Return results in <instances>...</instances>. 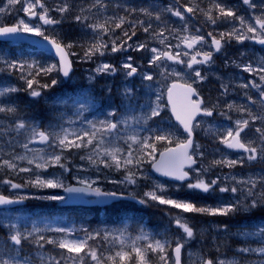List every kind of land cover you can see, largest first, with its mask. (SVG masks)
I'll return each instance as SVG.
<instances>
[{"label":"snow or ice","instance_id":"obj_1","mask_svg":"<svg viewBox=\"0 0 264 264\" xmlns=\"http://www.w3.org/2000/svg\"><path fill=\"white\" fill-rule=\"evenodd\" d=\"M5 14H15L12 23H0L5 43L39 37L33 43L55 62L39 59L44 52L12 56L0 48V75L7 77L0 79V188L16 190L10 195L0 191V205L89 198L127 218L135 210L128 202L134 201L145 208L163 206L168 223L162 232L139 223L134 234L126 222L62 227L63 221H32L5 210L0 212V226L6 229L0 264H264V218L253 222L256 213H264V55L227 53L233 43L264 46V0H241L240 6L208 0L206 7L198 0L164 6L127 0H84L80 5L75 0H6L0 7V15ZM66 21L77 26L79 37L66 41L56 32ZM137 53L142 54L139 60ZM217 54L224 57L225 68H239L254 78L235 83L231 76L214 73ZM113 56L121 59H105ZM73 57L94 65L86 83L49 102L46 93L72 79ZM117 75L122 79L115 94L108 83L97 86L100 79ZM210 77L219 84L215 99L200 91ZM178 88L179 107L174 98ZM237 89L244 90L247 103L228 98ZM20 94L30 98L28 104ZM165 95L167 103L162 102ZM40 100L48 112L30 113L27 109ZM169 108L172 116L166 115ZM220 118L229 125L218 124ZM198 135L210 143H200ZM158 145L163 146L159 159ZM146 165L168 182L154 179ZM254 165H260L258 172L235 174ZM116 173L119 178H113ZM27 188L61 189L65 195L19 191ZM182 189L212 197L213 203L172 194ZM195 217L210 219L196 223ZM205 238L214 254L187 251ZM233 240L236 247L229 243Z\"/></svg>","mask_w":264,"mask_h":264},{"label":"rangeland","instance_id":"obj_2","mask_svg":"<svg viewBox=\"0 0 264 264\" xmlns=\"http://www.w3.org/2000/svg\"><path fill=\"white\" fill-rule=\"evenodd\" d=\"M200 1L201 0H198V2H200ZM229 1L230 0H227V3ZM235 1H236V4L237 3H239V4L241 3V0H235ZM127 2H129V3L133 4V5H139V6H147L148 4H150L152 2L159 3L161 6H164V5L168 4V3H165V0H127ZM172 2H173V0H171L169 3H172ZM5 3H6V0H2V3L0 5V7H2ZM48 3H49V1H48ZM207 3L208 2H205V6L204 7L207 6ZM109 14H111V13H109ZM6 19H7V14L0 15V23H3ZM171 22H174V23L178 24V18L171 17ZM196 26L199 27L200 25L197 24ZM69 28L70 27L67 28V26L65 24H63V26H61V27L56 29V32H59L62 36H64V38L66 40L67 39L68 40L75 39V38H77V37H79L81 35L79 29L77 28V26L75 24H74V28H77L78 31H75V33L74 32L71 33ZM65 29L69 30L68 31V33L70 34L69 36L66 35V31L67 30H65ZM211 29H212L211 27H205L202 30L207 32V31H210ZM50 34L54 35L55 33H51V30H50ZM138 36H139L140 39H144V37H143L144 35L139 33V32H138ZM245 46L247 47L246 49L243 48L240 45H237V44L233 43L231 48L237 47L238 51H246V52H249V53H255L257 56L264 55V53H260L257 49H255L253 47V45H251V41L245 42ZM74 51L78 52L79 49H75ZM227 53H228V55L233 56L228 51V48H227ZM140 55H142V54H140ZM136 57H137V55H136ZM73 58L75 59V64L77 66V69L74 72L72 79L70 80V82L67 85L72 87L73 93H74V90H79L81 84L86 83V81L84 80V77L87 75L88 69L91 68V67H94V65L91 64V63H81L75 57H73ZM107 58H108V60H110L113 63H117L121 59L120 56L106 57L105 59H107ZM140 58H137V59L139 60ZM214 59H215L216 63L212 67V71L214 73H216V74L224 76L225 78H227L228 76H231L235 83L247 82L248 80H251V79L254 78L252 75H250L248 73H242V70L239 69V68H237V71L233 70L234 67L225 68L224 67V57L222 55H220V54H217L214 57ZM0 79H7V77H4L3 75H0ZM121 79L122 78H121L120 75H117L114 78L100 79L97 82V86L100 87V86L104 85L105 83H108V84L113 86L114 94H115V89L121 85ZM215 81H216V79L214 77H210V79L201 86V89L209 90L210 93H211V90L213 89L212 83L215 82ZM12 82L15 83V80L12 79ZM135 82L138 85L139 84V79L137 78V80ZM216 83H217L216 85H218V86H216L217 95L216 96H212L213 99H215L219 95V91H218L219 90V84H218L217 81H216ZM243 91L244 90L242 89V94L237 96L236 97L237 99L241 98V96H243ZM54 93H55L54 89H52V90H50L49 92L46 93V97L49 98V101H50V98H52V96L55 95ZM67 93L72 94L70 91H68ZM231 94H236L237 95L238 94V89L235 92L231 93ZM249 94L250 95H254V96L257 95L256 92L252 91V90L249 92ZM58 95H61V94L56 93V96H58ZM207 98H209V97L207 96ZM116 99H117V102H118V98H116ZM229 99H231V98H229ZM20 100H21L22 103L27 104L29 102L30 98L27 97L26 94H20ZM43 101L44 100H40L38 103H35V106H36L35 110L31 111L29 108L27 110L30 113L34 112L35 114H45V113H47L48 112V106L46 104L43 105ZM162 102L163 103H167L166 95L163 98ZM238 102L247 103V101L244 100V99H242V100H240ZM253 110L256 111L257 109L254 108ZM166 115H167V109H166ZM235 118H236V116L233 115V119H235ZM171 123L175 125V123H173L172 121H171ZM217 123L221 124L223 126H228L230 122L225 120V119H223V118H220L217 121ZM177 134L180 135L179 132ZM198 138H199L198 139L199 142L202 143V144L208 145L210 143L207 138L203 137V135H198ZM33 147H39V146L38 145H33ZM235 156H236V153H232V157L235 158ZM145 167H146V171L154 179H159L162 182H168L166 180H163V179H160L159 177H157L151 171V169H150V167L148 165H146ZM259 168H260V165H254V166H251V167H247L246 166L245 168H242V169L241 168L236 169L235 170V174H241L242 175V174H247V173H250V172H258ZM48 171L51 172L53 170L50 169ZM223 171L227 172L228 170L224 169ZM85 174L87 175L88 173H85ZM2 178L0 177V179H2ZM113 178H119V174L118 173L113 174ZM16 182H22V181L17 179ZM105 187L106 188H114L115 186L110 185V184H106ZM143 188H144V185L142 184L141 188L137 189V191H142ZM0 191H3L4 193L11 194L12 192H14L16 190H8L7 186H4L3 188H0ZM19 191L22 192V193L33 195V196H47V195H49V192L56 193L58 191H62V193L59 194V195H64L63 194V190H61V189H34V188H27V189H21ZM181 191L174 192L172 194L175 197H178L180 199H188L189 195L192 194V198H190V200H193V201H196V202H200V203H213V198L209 197V196H207L205 194L193 193L191 190H187V189H182ZM35 192H36V194H34ZM199 196H201V197H199ZM196 197H198V198H196ZM30 200H31L30 203L32 204V206L34 208L37 207V206H38V208L41 207L47 201V200H42V199H30ZM53 203H57V201H53ZM149 208H151L152 209V213H155V214H159V213L163 212V206H161L160 209L153 208V207H149ZM4 211L5 210H0V212H4ZM7 211H8V214L13 216V217H15V216L30 217V219L32 221H40L41 219H45V220L51 221L54 225H55V222L58 221V220L59 221H63V223H60L58 225V226H62V227H69V226H72L73 224L76 225L77 227H79L81 225H84V226L88 227L87 224L90 221H92L94 218H96L98 214L101 213V210H99V211L93 212V213H88V214L87 213H78V214L75 215V214H72V213H69V212L65 211L62 216H59L57 214H52L51 216H42L41 219L38 220L35 217V215L33 214V212L31 211V208H28L26 210H20V211H16V210L15 211L14 210H7ZM104 211H105V209H104ZM119 214H120V217L125 216V215H123V213H119ZM130 214H131V212L127 213V217L130 218V219L129 220L128 219L125 220V222L130 225L129 230L132 231L135 234V231H133L132 229H135L137 224L133 223V219L130 217ZM108 218L111 219V220H114L113 218H111L109 216H108ZM161 218L163 219L162 222H163L164 226L161 225L160 232H162L164 230V227L168 223L166 212H165V215L161 214ZM50 219H52V220H50ZM194 219H195L196 223H206L207 219H210V218L195 217ZM217 219L223 220V218H217ZM119 225H121V224H119ZM40 226L42 227L43 225L41 224ZM108 226H110V225H108ZM131 227H132V229H131ZM154 232H156V231H154ZM5 233H6V229L3 228L2 226H0V241L3 240ZM210 248H211V242L207 238H205L203 241H194V242H192L190 247L187 249V251L188 252H192V253H196V252L202 250L206 254H210L209 253V249ZM27 250L28 249H27V246H26V251ZM185 255H187V253ZM187 259H188V257H187Z\"/></svg>","mask_w":264,"mask_h":264},{"label":"trees","instance_id":"obj_3","mask_svg":"<svg viewBox=\"0 0 264 264\" xmlns=\"http://www.w3.org/2000/svg\"><path fill=\"white\" fill-rule=\"evenodd\" d=\"M77 1H79V0H75L77 5H80L81 3L84 2V0H82L80 2H77ZM205 2H208V0H201L200 1V4H201L202 7L205 6ZM74 31H78L77 28H74ZM12 53L15 54L17 52H16V50H14ZM212 85H213V89L211 90V93H210L209 90H205V89H200V91L203 94H205L206 96L211 97L213 99L212 96H216L217 95L216 86H218V85H216L214 82L212 83ZM106 207L109 209L107 211L109 213V217L113 218L114 220L120 217V214H118L117 212L111 210V206H106ZM134 209L135 210L131 211V214H130V217L133 219V223L134 224L143 223L146 227H151V228H155V229H161V225L164 226V224L162 222L163 219L161 218V214L165 215L164 208H163V212L159 213V214L152 213V209L149 208V207L145 208V207H137L136 206ZM99 210H102V209L101 208H92V209H90V210H88L87 212H84V213L88 214V213L97 212ZM67 212L75 214V215L78 214V213H74V212L69 211V210ZM144 215H149L147 217V221L146 222L143 220V216Z\"/></svg>","mask_w":264,"mask_h":264},{"label":"bare ground","instance_id":"obj_4","mask_svg":"<svg viewBox=\"0 0 264 264\" xmlns=\"http://www.w3.org/2000/svg\"><path fill=\"white\" fill-rule=\"evenodd\" d=\"M80 1H82V0H79V1H77V2H80ZM170 2L171 0H165V3L166 2ZM50 2V1H49ZM185 2H187V0H181V3H185ZM235 2H234V0H230L229 2H228V4H230V5H235L234 4ZM237 4H239V3H237ZM200 19H202V17L200 18ZM65 25L67 26V28L68 27H70L69 28V30L71 31V33L72 32H74L75 33V31H74V23H70V22H65ZM221 27H223V26H221ZM65 30H67V29H65ZM69 30H67L66 31V35H70L69 33H68V31ZM217 81V80H216ZM216 81L214 82L215 84H217L216 83ZM28 104V103H27ZM45 104V102L43 101V105ZM29 109L32 111V110H35L36 109V106H35V104H32L30 107H29ZM182 192V191H181ZM187 192V191H186ZM189 192V191H188ZM197 195V194H196ZM194 196V195H193ZM136 206H134V208H135ZM106 208V207H105Z\"/></svg>","mask_w":264,"mask_h":264},{"label":"water","instance_id":"obj_5","mask_svg":"<svg viewBox=\"0 0 264 264\" xmlns=\"http://www.w3.org/2000/svg\"><path fill=\"white\" fill-rule=\"evenodd\" d=\"M174 98L176 100L177 107H179L180 103L182 102V92L179 88L175 90Z\"/></svg>","mask_w":264,"mask_h":264},{"label":"flooded vegetation","instance_id":"obj_6","mask_svg":"<svg viewBox=\"0 0 264 264\" xmlns=\"http://www.w3.org/2000/svg\"><path fill=\"white\" fill-rule=\"evenodd\" d=\"M1 178H2V176H0ZM5 195H10V194H8V193H4Z\"/></svg>","mask_w":264,"mask_h":264}]
</instances>
